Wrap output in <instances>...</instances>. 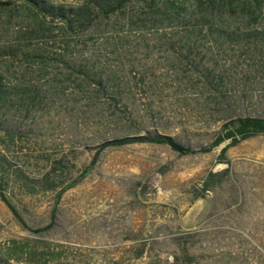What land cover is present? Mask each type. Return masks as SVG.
<instances>
[{
  "label": "rangeland",
  "instance_id": "rangeland-1",
  "mask_svg": "<svg viewBox=\"0 0 264 264\" xmlns=\"http://www.w3.org/2000/svg\"><path fill=\"white\" fill-rule=\"evenodd\" d=\"M149 7L132 1L78 36L47 21L55 41L43 47L64 61L0 59L18 98L0 111V179L23 221L0 197V264H264V134L203 150L229 120L264 117V46L203 43L179 21L145 22ZM31 22L0 11V46ZM149 133L190 152L99 147Z\"/></svg>",
  "mask_w": 264,
  "mask_h": 264
},
{
  "label": "trees",
  "instance_id": "trees-1",
  "mask_svg": "<svg viewBox=\"0 0 264 264\" xmlns=\"http://www.w3.org/2000/svg\"><path fill=\"white\" fill-rule=\"evenodd\" d=\"M132 1H144L146 4H150L148 10L144 11L147 13L143 19L145 22L159 19L166 21V23L179 21L185 31L190 30L189 33L203 43L212 41L221 46L225 43L231 44L245 40L249 43V48L253 45L255 49L264 46V0H193L197 7L194 12L189 9L191 0H85L78 5L54 3L50 0H15L14 2L12 0H0L1 12L7 11L10 15L17 14L18 16L22 13L32 20L24 35L13 40L15 42L10 45L0 46V59L6 56L16 58L19 53H22L21 58L27 63L34 61L48 63L58 59L64 61L63 53L66 51L56 52L53 49L43 47V42L55 41V34L52 29H46L44 25L47 21L51 24L60 21L63 35L78 36L100 18H109L112 14L123 11L125 5ZM156 3L161 4V6L153 7ZM78 43L85 45L81 41ZM63 48L66 50L68 43L63 45ZM184 48L190 52H184ZM196 49L197 46H181V53H194ZM197 53L200 52L197 51ZM30 95H32L31 104L37 98L38 92L34 91ZM16 99L18 98L15 88L7 83V76L0 71V111L11 110V106H14L13 104L17 101ZM261 134H264V117H238L223 124L220 134L216 136L210 146L203 150H209L210 147L223 141H228V144L234 145L248 137ZM134 141L169 143L171 145L173 142L166 135L149 133L114 138L102 142L99 147L101 149L107 145H119ZM173 143L177 146L174 147L176 150L182 153L190 152L189 148ZM88 171L89 167H86L78 177L62 187L57 192V196H60L65 189L81 181ZM226 172V169L209 171L202 180L201 190L203 192L211 190L223 180ZM51 188L56 189L55 186ZM4 189L5 185L0 179L1 199L15 218L22 223L19 211L6 196Z\"/></svg>",
  "mask_w": 264,
  "mask_h": 264
},
{
  "label": "water",
  "instance_id": "water-1",
  "mask_svg": "<svg viewBox=\"0 0 264 264\" xmlns=\"http://www.w3.org/2000/svg\"><path fill=\"white\" fill-rule=\"evenodd\" d=\"M170 139H171V138H170ZM170 141H171V140H170ZM171 143H172L173 147H175V148L177 147L176 144H174L173 142H171Z\"/></svg>",
  "mask_w": 264,
  "mask_h": 264
}]
</instances>
